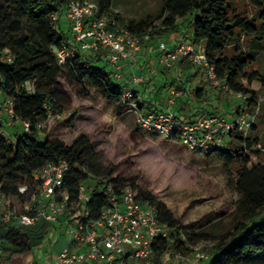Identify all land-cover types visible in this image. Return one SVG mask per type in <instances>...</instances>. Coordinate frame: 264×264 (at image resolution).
<instances>
[{"label":"trees","instance_id":"obj_1","mask_svg":"<svg viewBox=\"0 0 264 264\" xmlns=\"http://www.w3.org/2000/svg\"><path fill=\"white\" fill-rule=\"evenodd\" d=\"M252 1L256 4V12L253 19H248L237 8L236 0H161L156 15L129 21L123 27L137 36L148 34L150 41L165 36L176 38L180 34V22L186 21L193 44L203 49L217 78L245 97L238 106L239 111L233 112L237 114L240 110L257 108L256 91L264 88V74L256 69L255 55H246L238 48L231 53L225 52L239 35L264 31V2ZM67 2L0 0V101H12L17 121L8 123L15 130L6 137L1 117L5 113L0 109V184L10 197H18V187L29 185L32 176L46 164L65 160L70 167L65 184L72 194L79 182L89 179L76 168L85 167L88 173L98 177L90 200L92 218H98L107 205V197L99 191L102 185L110 183L116 191L130 186L137 191L140 201L155 208L159 222L175 228L172 243L157 241L153 244L156 260L168 250L186 255L189 249L181 240L183 231L162 202L138 189L134 181L116 174L113 166L103 165L100 155L92 151L86 138L79 137L67 146L43 134L48 118L62 115L70 106L68 96L57 81L64 69L71 86L91 85L104 100L117 105L118 115L129 110L128 105L121 102L123 92L130 89L129 73L122 82H116L100 49L86 54L76 50L68 62L58 63L52 47L64 42V30L58 21L51 20V16L64 14ZM143 89L147 100L148 95L156 91L149 89L146 83ZM199 96L200 89H197L195 97ZM156 102L157 95L147 101L146 108L161 109L156 107ZM186 102L185 99L177 102L174 111L179 113ZM189 112L185 115L198 114L197 111ZM23 123L28 124L27 129ZM249 133L242 136L232 132L224 149L205 155L208 158L215 154L220 161L237 167L234 189L238 200L234 204L235 223L228 237L214 241L206 235L184 233L192 244L213 240L210 257L204 264H254L256 256L264 255V162H260L261 145L252 143ZM47 229L48 225L41 221L31 227H15L12 223L0 226L2 264H36L35 252L39 248L46 252L48 248ZM170 264L182 262L173 260Z\"/></svg>","mask_w":264,"mask_h":264},{"label":"built area","instance_id":"obj_2","mask_svg":"<svg viewBox=\"0 0 264 264\" xmlns=\"http://www.w3.org/2000/svg\"><path fill=\"white\" fill-rule=\"evenodd\" d=\"M64 14L70 28L68 44L75 47L67 46L65 42L53 46L52 52L58 63L63 65L68 62L75 56L76 50L86 54L100 49L102 59L116 82H122L129 73L130 89L123 92L121 102L128 105L138 129L145 134L178 143L201 155L224 149L232 132L248 135L252 121L243 111L192 116L175 112L173 108L187 97L188 88L173 89L165 103L160 104L161 107L158 102L155 103L161 109L148 110L146 103L154 99L151 96L153 92L147 100L143 89L145 77L129 70L131 61L139 57L144 43L148 41V34L137 36L124 27H118L115 20L106 21L100 16L97 6L86 0H68ZM59 17L52 15L51 20L57 21ZM158 52L165 68L188 63L192 67L191 75L203 70L211 87L219 88L240 102L245 99L217 78L203 49L193 44L191 36L169 46L160 43ZM26 88L30 90L28 82ZM0 109L9 122H17L11 100L0 101ZM23 125L28 128L27 123ZM76 168L89 179L79 182L72 194L65 184L70 170L65 160L46 164L32 176L29 185L18 187V197H10L0 184V226L12 223L15 227H31L40 221L46 223V239L50 247L55 248L58 237L61 239L54 259L56 264H170L173 260L182 264H204L208 260L213 243H189L182 232L181 240L189 252L184 255L168 250L156 260L153 244L157 241L172 243L175 228L159 222L155 208L148 202L140 201L137 191L130 186L116 191L110 183L102 185L99 191L107 197V205L98 218H92L90 200L98 177L88 173L85 167ZM3 254L0 240V264Z\"/></svg>","mask_w":264,"mask_h":264},{"label":"rangeland","instance_id":"obj_3","mask_svg":"<svg viewBox=\"0 0 264 264\" xmlns=\"http://www.w3.org/2000/svg\"><path fill=\"white\" fill-rule=\"evenodd\" d=\"M86 1L97 6L100 16L106 21L117 18L115 22L118 27L148 15H156L161 4V0ZM236 6L248 19H253L256 4L252 0H236ZM57 21L64 30L65 44L75 47L68 44L70 28L65 14ZM185 26L186 21H181L180 34L176 38L165 36L146 41L139 57L131 61L129 70L145 77L146 86L156 90L151 96L157 95L159 104L165 103L173 89L188 88L187 102L182 104L185 110L179 108L183 116L189 111H197L198 115L207 111L222 115L235 112L241 102L219 88L211 87L203 70L190 76L192 67L188 63L164 69L158 45L165 43L169 46L182 38H189ZM259 36H264V31L241 34L227 46L225 52L231 53L238 48L246 55H255L256 69L264 74V39H258ZM67 76L64 69L57 81L68 96L70 106L62 115L48 118L43 134L67 146L79 137L86 138L92 151L100 155L103 165L113 166L116 174L134 181L138 189L162 202L183 233L206 235L209 240L214 238V241L228 237L235 223L234 204L238 200L234 189L237 167L220 161L215 154L207 158L178 143L145 134L138 129L133 113L128 111L118 115L117 105L104 100L91 85L71 86ZM197 89H200L199 97H195ZM256 94L257 108L244 112L252 121L253 128L249 133L251 142L261 145L260 162H264V88L258 89ZM1 117L4 134L9 137L15 129L8 125L5 114ZM58 240L55 248L46 242L49 248L45 251L50 249L49 253L42 252L40 248L35 252L36 264H56L54 259L59 252L61 239L58 237ZM206 242L213 243V240L199 241L198 244ZM254 264H264V255L256 256Z\"/></svg>","mask_w":264,"mask_h":264},{"label":"crops","instance_id":"obj_4","mask_svg":"<svg viewBox=\"0 0 264 264\" xmlns=\"http://www.w3.org/2000/svg\"><path fill=\"white\" fill-rule=\"evenodd\" d=\"M164 69H167V68L164 67ZM164 71L166 72V70H164ZM189 72H190V71H189ZM190 73H191V72H190ZM197 80H199V79H197Z\"/></svg>","mask_w":264,"mask_h":264}]
</instances>
